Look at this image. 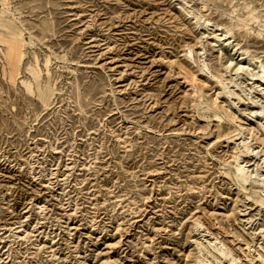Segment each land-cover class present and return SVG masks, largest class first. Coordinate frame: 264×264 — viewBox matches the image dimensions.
Masks as SVG:
<instances>
[{"label": "rangeland", "instance_id": "1", "mask_svg": "<svg viewBox=\"0 0 264 264\" xmlns=\"http://www.w3.org/2000/svg\"><path fill=\"white\" fill-rule=\"evenodd\" d=\"M0 3V264H264V0Z\"/></svg>", "mask_w": 264, "mask_h": 264}, {"label": "bare ground", "instance_id": "2", "mask_svg": "<svg viewBox=\"0 0 264 264\" xmlns=\"http://www.w3.org/2000/svg\"><path fill=\"white\" fill-rule=\"evenodd\" d=\"M0 4H2V3H0ZM2 7V6H1ZM4 7V6H3ZM5 8V7H4ZM10 57H11V59L14 61L15 59H16V56H17V50L15 49V48H12V47H10ZM3 58V57H2ZM2 61V60H1ZM5 69V68H4ZM6 72H7V70H6ZM30 74H31V72H30ZM29 74V75H30ZM41 77V76H40ZM33 78V77H32ZM42 78V77H41ZM45 80V79H44ZM25 81V80H24ZM33 81V80H32ZM38 83H40V82H38ZM47 83V82H46ZM33 84V83H32ZM44 84V83H43ZM23 85V84H22ZM32 86V85H31ZM34 86H35V84H34ZM33 86V87H34ZM39 86H42V85H39ZM32 87V88H33ZM36 87V86H35ZM49 88V87H48ZM33 90V89H32ZM34 91H35V89H34ZM33 91V92H34ZM35 94H37V93H35ZM50 94L52 95V93H51V91H50ZM45 95H46V92L45 91H41V93H40V96H43V97H45ZM50 95V96H51ZM44 101V100H43ZM46 101H47V99H46ZM242 144H243V146H246V142H244L243 140H242ZM235 171H236V173H235V175H234V177H235V179H236V181H237V183L238 184H240V182L241 181H246V180H248L249 179V177H250V175H251V173H249L248 172V170L245 168V165L241 162V161H239L238 159H236V161H235ZM255 181V180H254Z\"/></svg>", "mask_w": 264, "mask_h": 264}]
</instances>
